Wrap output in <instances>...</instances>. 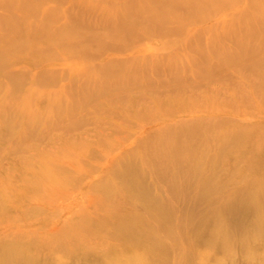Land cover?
Segmentation results:
<instances>
[{"label":"rangeland","instance_id":"1","mask_svg":"<svg viewBox=\"0 0 264 264\" xmlns=\"http://www.w3.org/2000/svg\"><path fill=\"white\" fill-rule=\"evenodd\" d=\"M146 1L35 0L29 20L33 37L43 43L20 47L17 58L0 64V264H109V245L117 241L114 229L127 219L141 223L148 217L143 194L169 199L177 222L192 208L202 212L205 204L191 205L197 186L185 187L186 195L174 198L171 189L180 180L155 172L145 155L143 144L157 140L164 126L174 131L181 122L198 124L207 134L193 140L206 144L210 158L220 143L215 132L227 129L231 137H249L253 167L242 178L251 177L253 188L264 178V111L253 117L254 104L263 103L253 88L264 84L259 9L264 0L201 3L204 16L175 0ZM154 7L158 10H150ZM148 11L166 19L149 21ZM5 12L0 5V15ZM123 14L143 21L142 26L123 30ZM37 22L47 28L38 29ZM245 29H253V38L243 36ZM47 31L66 37L46 43ZM179 39L189 44L176 43ZM104 65L108 72L100 71ZM176 97L171 106H159ZM238 154L235 147L216 161L217 183L233 175L229 163ZM236 166L247 169L246 161ZM49 168L54 176L48 178ZM80 221L82 234L75 228ZM185 230L173 241L170 231L159 228L166 238L162 255L191 251ZM197 248L209 259L204 263L197 257L192 264H264V242L255 259L249 256L252 249L240 246L229 258L218 248Z\"/></svg>","mask_w":264,"mask_h":264},{"label":"bare ground","instance_id":"2","mask_svg":"<svg viewBox=\"0 0 264 264\" xmlns=\"http://www.w3.org/2000/svg\"><path fill=\"white\" fill-rule=\"evenodd\" d=\"M119 1L126 2L127 0ZM175 1L176 4L194 8L195 12H199L200 16H204L201 3L207 5L213 4V1L217 2V0ZM143 2L148 3L146 0H143ZM36 4L35 0H0V5L4 6L6 10L5 14L0 15V25L2 28V32L0 33V64L7 59L14 60L17 58L15 52L20 47L26 46L32 49L43 43L37 41L33 37L32 21L29 20L30 11L36 8ZM245 8L246 10H240L242 14L249 9L248 7ZM259 9L261 16L260 20L264 22V6H260ZM150 10H158V8L154 7ZM146 14L149 16V21L156 20L159 23L166 19L161 12L148 11ZM189 19L190 18H186V20L181 19L182 25L186 22L188 23ZM249 20L253 22L252 19ZM247 21L248 20L244 19L242 23H247ZM119 22L122 23L123 30H135L143 24V21L127 20L124 14L119 19ZM39 23L40 22L35 23V25L39 27L38 29L47 28L46 23ZM248 26L249 25H247V27ZM256 27H258V25L254 27L252 25L250 28L254 29ZM253 29H245L246 32L243 36L253 38L255 34ZM48 33L51 34V37L46 40V43H58L66 37L61 32ZM239 37L240 34H237V38L241 42ZM178 42L183 43L184 41L179 39L176 43ZM184 44H189V42L185 40ZM243 46L244 43L241 42L239 47L242 48ZM102 67L100 71L105 69V71L108 72V65ZM200 70L201 69H199V73H201ZM96 71L97 70H95V72ZM108 82H110L108 79L104 81L106 86H108ZM104 90L108 91V87H104ZM253 90L256 93H260L263 99V103H257L253 106V117L256 119V114H261L260 112L264 111V84L258 89L253 88ZM177 101V97L168 99L164 102L160 101L161 103L159 102V106H171L172 103ZM25 106L26 104L22 109L24 110L23 114L26 115ZM144 107L143 116L148 120L150 119L149 107ZM169 115H172L171 112H169L168 116ZM12 117L15 118L14 116ZM155 117L159 118V115ZM1 123L5 127L7 126L5 120ZM164 127L160 129L161 133H159L160 135L157 140H150L143 144L145 155H147V158L152 162L155 172L160 175L170 173L171 176L174 177L173 179L177 178V180H180L171 189L174 198L186 195L187 189H185V187L197 186L195 187L196 192L191 198V205L196 207L200 204H205V209L202 212H196L193 210L194 208H192L189 214H186L185 217L183 216V219L181 218L180 222H177L174 220V215L177 213V210L171 208L172 202L169 199L143 194V202L150 209L148 211V217L144 218L141 223L136 218L127 219L119 230L114 229L115 233H117V237H115L117 241L109 245V252L106 256L107 262L109 264H168L169 261L173 259L174 264H192L193 260L199 257V259L206 263L209 259V254L203 253L201 255V251L197 248L199 244L205 246V248L220 249L225 258L233 257L234 246H240L241 248H246V250L252 249L253 253H249V256L252 259L257 258V246L264 242V178H262L260 182L258 181L259 187L256 188H253V179H251V177L242 178L244 177L243 173L253 167L250 160V156L253 155V150H251V148H246V146L249 147L248 143H250V140L245 139H249V137L245 136L248 138H242L240 134L231 137L227 129L220 130L217 133L215 132L213 136L217 138V141L220 143L218 146L214 147L213 156L210 158L209 148L206 147V144L201 142V140H193L196 134L199 135L198 137H204V135L207 134V131L200 130L198 124L194 125L193 123L188 124L181 122L180 128H176L174 131ZM180 130L185 132L181 135L179 134ZM261 137L262 136L258 134L253 135V139L256 138V140H260ZM235 147L238 149L239 154L229 163L233 175L223 179L222 183H217L213 178L216 171V161L226 159L227 153L234 151ZM242 147H244V149H242ZM239 160L246 161L247 169L244 168L241 170L237 168L236 162ZM206 162L211 165L204 168ZM50 169L51 168L45 171L48 178L50 175L54 176ZM205 169L208 170L204 171ZM126 173L131 174V171L128 170ZM180 174H183V177L179 178L181 176ZM128 180L132 182L131 185L136 183L135 178L133 176L131 177V175H128ZM238 182H242V184H238ZM140 186H142V184H140ZM107 190L110 191L109 188H107ZM32 209L36 210L35 207ZM179 211L178 209V212ZM151 220H155V223L159 225L151 224ZM81 221L79 223L77 222V226L75 227L79 234L83 233V227L85 226ZM162 227H165L168 232L170 231L168 237L173 241L177 240L178 237L176 234L181 229H186L185 232L189 234L187 238L190 241L189 247L190 249L192 248L191 251L185 255H174V258L170 255H162L161 252L165 249L163 242L166 241V238H163L159 231V228ZM70 231L72 232L73 228ZM135 248H140V251L135 250Z\"/></svg>","mask_w":264,"mask_h":264}]
</instances>
